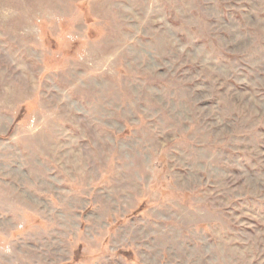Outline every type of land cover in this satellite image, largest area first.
Here are the masks:
<instances>
[{"label":"rangeland","instance_id":"rangeland-1","mask_svg":"<svg viewBox=\"0 0 264 264\" xmlns=\"http://www.w3.org/2000/svg\"><path fill=\"white\" fill-rule=\"evenodd\" d=\"M0 264H264V0H0Z\"/></svg>","mask_w":264,"mask_h":264}]
</instances>
